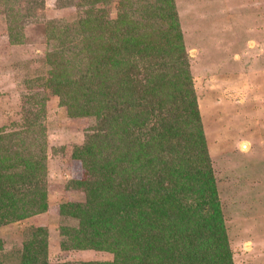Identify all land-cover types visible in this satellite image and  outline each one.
Wrapping results in <instances>:
<instances>
[{"label": "trees", "instance_id": "obj_1", "mask_svg": "<svg viewBox=\"0 0 264 264\" xmlns=\"http://www.w3.org/2000/svg\"><path fill=\"white\" fill-rule=\"evenodd\" d=\"M119 3L106 23L90 9L84 20L90 38L82 47L92 67L72 82L86 97L71 108L96 122L72 151L86 176L68 182L85 200L61 204L73 223L61 224L59 248L113 255L82 264H233L173 0ZM137 73L144 78H134ZM52 74L55 88L62 79ZM185 125L200 138L187 139ZM170 130L177 138L172 142ZM2 139L0 222L42 213L47 192L38 175L44 165L20 136ZM44 230L32 228L19 264H45L39 254Z\"/></svg>", "mask_w": 264, "mask_h": 264}, {"label": "rangeland", "instance_id": "obj_2", "mask_svg": "<svg viewBox=\"0 0 264 264\" xmlns=\"http://www.w3.org/2000/svg\"><path fill=\"white\" fill-rule=\"evenodd\" d=\"M119 4L42 0L32 7L27 0H0V141L12 135L24 139L44 165L38 177L47 192L42 213L0 222V264H19L23 243L37 226L46 230L39 253L45 264L113 259L105 251L61 250L59 229L73 223L61 214V204L85 200L69 184L86 176L72 151L96 122L71 108L86 97L72 82L92 67L82 47L90 38L84 20L90 9L106 23ZM173 5L233 264H264V0H173ZM52 70L62 79L59 91ZM184 129L187 139L200 138ZM173 131L167 133L171 142L177 139Z\"/></svg>", "mask_w": 264, "mask_h": 264}]
</instances>
